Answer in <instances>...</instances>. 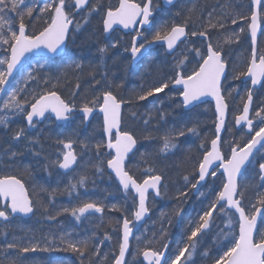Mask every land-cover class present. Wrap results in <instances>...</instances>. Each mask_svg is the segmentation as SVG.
Segmentation results:
<instances>
[{"label": "trees", "instance_id": "trees-1", "mask_svg": "<svg viewBox=\"0 0 264 264\" xmlns=\"http://www.w3.org/2000/svg\"><path fill=\"white\" fill-rule=\"evenodd\" d=\"M134 1L140 2L141 0ZM95 2L96 0H92L91 4ZM154 2L158 7L152 20L151 30L145 33L148 39H151L155 31L165 24L168 27H171L173 23L183 24L185 16L188 15L187 10L190 8L196 9V12L191 15V20L186 27L189 34L194 30H202V26L207 24L209 20V13H212L214 22L217 16L225 12H232V14L239 12L248 16L251 10L250 0H179L168 10L161 7L159 0H154ZM116 3L117 0H103L104 10L93 14L89 23L81 31L71 33L65 52L59 58L54 61L47 59L30 60L18 75L21 78L20 91L23 92L17 99H27L30 104L33 95L42 94L44 91H56L62 99L69 104H74L75 109H79L84 103L100 95L103 91L111 90L118 98L134 101L132 104H123L122 129L132 132L138 141L137 149L127 161L126 167L138 182L144 179L143 170L145 168L155 167L157 174L163 176V186L160 201L150 199V217L141 230L134 235L131 242V253L132 250L143 248L145 246L144 239L152 238L153 233L158 234L163 225L168 228L167 242L170 243V246L167 260L169 263L173 250L177 249L176 242L180 240L183 233L190 232L189 221L196 222L199 220V216L209 206L210 200L215 198V192L222 187V177L217 176L209 180L206 187L201 191L207 194V198L201 193L194 196L190 183H186L183 179L187 175L191 183L195 182L198 164L204 152L208 150L211 139L215 137V118L209 104L189 112L184 111L179 101V91L174 90L172 85L165 92L149 97L147 100H135L138 94H142L147 89L175 76L177 70L175 64L178 56L168 57L161 48H157L141 63L132 67L127 53L123 51L125 45H130L128 37L115 34L112 40L119 39L120 47L110 49L101 62L98 48L111 43V41L105 42L103 39L101 31L103 12L108 5L116 6ZM40 7L41 5H39ZM36 11L33 17L26 19L29 21L28 31L30 33L39 31L45 19V17L37 19L39 16ZM177 12L180 15H176ZM240 27L245 28L244 33H239ZM261 27V35L257 44L258 55L264 53V19L261 21ZM226 28L227 31L224 29L210 30V35L214 43L217 40L223 43L225 37L230 33L239 34L238 40L233 37V43H223L222 51V56L228 60L227 76L223 83L222 93L229 107V120L222 136L221 150L224 155H229L230 145L234 141L246 143L247 139L251 138L244 131H235L232 125V120L242 109L249 90L247 85L241 83V78L234 79L233 77L239 71L246 70L247 63L250 61L251 48L244 21L233 25L229 19L226 21ZM193 47L204 48V43L190 40L188 44L183 46L182 50ZM194 56V52L188 53L189 60L179 70L185 74H190L192 69L197 66L192 61ZM76 63H81L82 67L77 69ZM94 69L97 72L95 79H101L99 73L107 72V78L102 79L101 83L95 87H93V77L89 74ZM29 76L35 79H27ZM45 81L48 82L45 83ZM77 83L80 84L79 88L76 87ZM117 85L120 87H116ZM230 92L231 95L229 96ZM27 106L29 105L26 104L25 107L27 108ZM262 108H264V84L258 92L253 94L252 117ZM0 115L5 114L0 112ZM9 116L11 118L8 128L0 127V175L23 176L31 198L36 199L39 196L48 204L52 215L65 207L71 208L86 201L102 202L105 205V211L103 214L93 213L82 217L80 221L67 213L57 216L55 220H49L45 215L36 212L30 220H12L7 227L0 224V231L4 233V235H0V264H10L11 261H18V264H81V261L83 264H113L119 244L120 228L116 222L119 220L122 224L123 216L121 212L110 209L112 205H116L126 210V214L133 218L131 217L133 203L132 196L121 193L112 178H109L105 165L107 158L110 157H105L103 173H97L92 167L97 161L95 154L93 156L86 155L87 163L81 164L79 162L76 170L69 175H61L56 170L57 165L50 163L60 159V150H62L63 145H58L57 140L87 143L93 138L96 141H104L100 119L95 117L86 128L82 119L78 117L65 127H57L53 122H50L48 129L42 130L40 127L41 129H38L31 136L32 140H39V144L28 146L21 141L10 140L16 130L25 127L23 115L10 114ZM257 118L260 120L259 117ZM145 121L148 123L145 124ZM93 126L97 128V135L90 136ZM182 126L185 128L195 126L198 135L189 133L180 137L176 148L171 149L168 153L159 154L158 149L163 143L160 137L173 129L179 130ZM259 126L258 123L254 122L256 130ZM149 136L152 139H145ZM242 136L244 137L243 140H241ZM202 141L204 142L203 148L201 147ZM9 148L23 154L18 155L13 161H8L7 157L3 156V151ZM29 148L40 151L41 156H33L32 152L28 150ZM104 151L106 150L104 149ZM142 154H151L147 155V163L142 159ZM260 162L261 157L258 154L255 165L251 166L243 176L246 178L250 174V179L256 180L251 186L253 188H248L246 191L244 198L246 208L256 204L257 194L264 192V183L259 180L258 174ZM46 163L49 164L47 172L44 170ZM74 175L75 177H73ZM81 175L86 176L85 186H78L75 191L69 194L66 189L70 183H76ZM243 183L244 181H240L241 186H244ZM41 188L47 191L41 192ZM53 190H55V195L50 196L49 194ZM182 192H186L187 196L178 199L179 193ZM178 208L181 209L180 215L175 216L174 212ZM161 213L165 214L163 219ZM167 217H172L171 225L168 224ZM223 227V223H220L218 227L214 225L213 229L208 231L207 235L201 239L194 251L192 260L188 264H213V260L222 254L221 245L223 244V241L214 244L213 238ZM105 232L112 236V239L100 243ZM61 237L73 241L91 237L90 244L93 247L89 253L79 259L76 254L66 251H36L24 254H19L16 250L4 251L6 244L13 240L22 246L39 244L40 247H46L45 241L47 240L52 242L54 248H60L62 247L60 244ZM138 237L140 240L137 239ZM97 244H99V253L93 256L92 253L96 251L94 246ZM151 246L160 247L158 243ZM205 250L209 251L208 256L203 255ZM131 253L128 258L129 262L131 261ZM137 261L139 262V257H137ZM139 264L141 263L139 262Z\"/></svg>", "mask_w": 264, "mask_h": 264}, {"label": "snow or ice", "instance_id": "snow-or-ice-1", "mask_svg": "<svg viewBox=\"0 0 264 264\" xmlns=\"http://www.w3.org/2000/svg\"><path fill=\"white\" fill-rule=\"evenodd\" d=\"M166 5H173L174 0H164ZM91 0H46L42 7L39 8L40 16L37 19L46 17L43 20V26L39 31H28V23L26 17H33L36 11V4L33 0H0V49L3 55L0 56V91L5 90V85L8 84L9 78L13 75L14 70L21 64L22 59L29 53L38 49H46L53 57L58 54H63L62 49L66 48L70 31L79 32L89 23L90 17L104 10L103 0H96L91 4ZM251 10L250 15L245 16L236 12H225L217 16L215 21L212 20V13H209L207 24L202 26V30L192 31L191 36L202 38L201 43H206V52L202 48L193 47L188 51L194 52L195 56L192 61L196 63L190 74H185L180 71L182 65L189 60L188 55L182 54L175 64L176 73L174 77H170L153 86L142 94H138L135 100L144 101L156 94L165 92L170 88V85L182 86V91L179 95L182 97L183 106L188 107L196 101H200L203 97H212L215 100L216 122H215V138L211 139V149L203 154V159L198 164V179L194 183L189 181V177L185 175L183 179L186 183H190L192 189H197L201 182L206 181L207 176L216 177L217 171L214 170V162H219V168L223 169V175L226 179L222 182V188L215 192V198L210 200L209 206L199 216L196 222L189 221L190 232H185L181 235L177 243V252L170 264H188L192 260L194 251L197 249L201 239L207 235L212 228L217 215L220 216L224 223V227L216 234L215 243H220L222 254L213 260V264H264V192L257 194L256 204L246 208L244 198L249 186H241L239 177L243 170L249 165L254 166L256 163L257 153H262L264 157V108L258 110L255 115L260 118V126L255 129L253 119L250 118V104L253 100L252 89L248 90L247 100L243 103V111L235 116V124L243 127L247 126V133L250 134V139L246 143L234 141L231 145L230 155H222L219 144L221 142V130L225 127V114L227 104L225 97L221 95L222 78L226 77L228 70V60L222 56L223 43H233V37L238 40L239 34L232 32L225 37L223 43L217 40L215 43L210 35V30H219L226 28V21L231 20V24L237 25L240 21H244L247 30L250 31L252 40L251 59L247 63L246 70L239 71L233 78L240 79L247 77L251 79L253 86L260 83V78L264 77V53L258 55L257 49V31L260 27L262 19H264V0H250ZM158 5L154 0H119L118 6L108 5L102 16L103 33L106 34V39L111 41L110 44L100 46L98 52L101 62L104 56L110 49L120 47V41L112 40L111 32L115 30L114 26H122L124 29L132 28L133 25H139L138 28H133L135 35H132L130 46L125 45L123 51L130 53L129 63L138 60L142 57L148 48L154 43L163 42L166 44L170 52L175 51L177 41L181 37H187L186 27L191 20V15L196 12V9H188V15L185 16L183 24L173 23L171 27L167 24L158 28L148 39L144 34V26L152 23V18ZM230 7V6H229ZM15 13L19 17L18 30L13 28L11 21L5 18V12ZM87 10V11H85ZM234 11V10H233ZM176 15H180L179 12ZM77 16L80 18L77 19ZM70 26H73L70 29ZM245 28L240 27L239 33H244ZM143 41V42H141ZM75 67L80 69L81 63H76ZM127 67V66H126ZM93 77V87L99 85L102 79L107 78V72L99 73L101 79H95L97 72L94 69L89 73ZM27 79H35L27 77ZM48 81H45L47 83ZM77 88L80 84L77 83ZM111 87V86H109ZM116 87H120L117 85ZM20 89L14 88L8 93L7 99L0 105V111L5 115H0V127L8 128L10 116L7 114L17 115L22 114L23 119L27 122L26 127H21L16 130L10 137L11 141L19 142L27 140L26 132L30 128L36 126L38 118H45L46 113L54 114L57 121H67L75 111V105L69 104L56 91H44L42 94L33 95L32 102L29 104L27 99H17ZM231 92L229 93V96ZM132 99L123 100L111 90H105L100 95L95 96L92 100L83 104L79 111L83 113V119L88 120L89 115L98 107L100 113L103 114V133L107 137L104 141H97L94 144L96 163L92 165L97 173L104 172L105 157L106 167L110 170L109 178L114 174L119 186L123 189L126 196L135 193L132 196L133 211L130 218L126 214V210L111 206V211L121 212L123 216L122 224L118 220L116 223L122 232L118 244V255L115 256L113 264H129L126 259V253L130 249V237L133 235V230L138 222H141L146 214L150 211L148 206L149 190H152L157 197L161 196L162 174H157L155 167L149 166L143 170L144 179L142 182L130 174L126 167V159L133 152L138 141L134 134L130 131L122 129V105L132 104ZM29 107L26 108L25 105ZM135 115V113H132ZM148 121H145L147 124ZM198 135L196 127H181L179 130H171L160 137L163 143L159 147L158 153H168L171 149L177 147V142L180 137L187 134ZM152 139V137H145ZM244 137H241L243 140ZM58 145H63L60 150V155L63 159L51 161L52 165H58L60 169H70L77 162V154L73 150L74 141L57 140ZM29 145L39 144V140H28ZM82 147L91 151L93 145L82 142ZM201 147H204V142H201ZM109 151H104V149ZM33 156H41V152L29 148ZM10 148L3 151V156L7 157L8 161H13L18 155ZM147 155L142 154V159L147 163ZM259 180L264 182V162L259 163ZM49 164L44 165V170L47 172ZM51 174V173H49ZM86 176L81 175L76 183H70L66 189L69 194L75 191L77 187L85 186ZM41 192H46L44 188ZM55 195V190L49 194ZM207 198V194L201 193ZM187 196L186 192L179 193L178 199ZM258 205V206H257ZM105 205L98 201H86L71 208H63L56 212L55 215L50 214L48 204L37 196L32 199L26 187L23 176L14 174L0 175V221L4 222L7 227L8 223L17 215L29 216L40 212L49 220H55L57 216L67 213L80 221L82 217H86L93 213L103 214ZM181 209L174 212L175 216L180 215ZM164 213H161V218H164ZM103 219V216H101ZM168 224H172V217H167ZM111 224V221H109ZM194 225V226H193ZM0 235H4L0 231ZM186 236V240H185ZM92 238L73 241L61 237L60 244L62 247L54 248L51 241H45L46 247H40L39 244H29L22 246L20 243L13 240L8 242L4 247V251L16 250L19 254L34 253L36 251H66L77 255V258L84 257L92 249L90 240ZM107 232H105L103 240H111ZM140 240V238H137ZM168 239V228L161 226L159 233H153L152 238H145L143 248H137L133 253V264H139L137 257L142 256L143 261L147 264H168L166 253L170 243ZM154 243H158L160 247H152ZM180 245H183L182 247ZM96 251L93 256L99 253V244L94 246ZM226 249V250H224ZM208 250L203 252L204 256H208ZM183 258V259H182ZM10 264H18V261H11ZM83 264V261H81Z\"/></svg>", "mask_w": 264, "mask_h": 264}, {"label": "water", "instance_id": "water-1", "mask_svg": "<svg viewBox=\"0 0 264 264\" xmlns=\"http://www.w3.org/2000/svg\"><path fill=\"white\" fill-rule=\"evenodd\" d=\"M177 1H178V0H174L173 5H174ZM160 2H161V5H162L164 8H166V9H169V8H171V7L173 6V5H166V4L164 3V0H160ZM118 4H119V0H118ZM250 5H251V4H250ZM150 25H151V24H150ZM150 25H148V26H144V30L149 29ZM114 27H115V30H114V31L117 30V31L122 32L123 34H129V33H133V32H134V31H133V28H137V27H140V26H139V25H133L132 28H129V29H124L122 26H114ZM70 29H71V26H70ZM114 31H112L111 34H112ZM111 34H110V35H111ZM260 34H261V25H260V27L258 28V31H257V41H258V38H259ZM104 36L106 37V34H104ZM248 37H249V40H250L251 54H252V40H251V34H250V31H248ZM186 39H187V37H181V40H180V41H177V46L175 47V51H176L177 47L179 46V44L183 43ZM199 39L201 40L202 38H199ZM205 42H206V41H205ZM206 43H207V42H206ZM155 47H163L167 55H173L174 52H175V51H174V52H170V51L167 49V46H166L165 43H163V42H157V43H154L150 48H148L147 51L145 52V54H144L142 57H140L138 60L132 62V65H136L137 63H139V62H140V61H141V60H142V59L148 54V52H149L150 50L154 49ZM63 52H64V49H62V53H63ZM60 55H62V54H58L57 56L53 57L50 53L47 52L46 49H43V48L38 49V50H35V51H33L32 53L27 54V55L22 59L21 64L18 65V67L14 70L13 75L9 78V82H8V84L5 85V90H4V91H0V104H1V101H2V99H3V96L5 95V93H6L7 89H8V87L10 86V84L12 83V81L14 80V78L16 77V75L18 74V72L20 71V69H21V68L24 66V64L27 62V60H29V59L32 58V57H35V58H48V59H55V58L59 57ZM129 56H130V53H129ZM225 78H226V77H223V78H222V84H223ZM242 82H243V83H249L250 89H252V94H253L254 91H258V90L261 89V87H262V85H263V82H264V77H261V78H260V83H258V84L255 85V86H253V85L251 84V79H250V78H247V77H243V78H242ZM173 88H174V89H177V90H179V91H182V86L177 87V86H174V85H173ZM221 95H222V92H221ZM246 100H247V99H246ZM180 102H181V104H182V106H183V103H182V97H181V96H180ZM206 103H210V104L212 105V107H213V114H214L215 119H216L215 100H214L212 97H203V98H201L200 101H196V102H194L192 105H190V106H188V107L183 106V109H184L185 111H190V110L194 109L195 107H198V106L204 105V104H206ZM251 108H252V103L250 104V112H249V116H250V114H251ZM122 109H123V105H122ZM242 111H243V108H242L240 114L242 113ZM76 112H77V111L75 110L73 114H75ZM73 114H72V115H73ZM78 115H79L81 118H83V113H81L79 110H78ZM96 115L100 116V118H101V121H102V131H103V114L99 112L98 108L94 109V111L89 115V118H88L87 121H85V120L83 119V120H84V124H85V126H86V125L90 122V120H91L94 116H96ZM47 116H49L51 119H53V120L55 121V123H56L57 125H59V126H65V125L70 121V119H71V116H70L69 120H67V121H57V120L55 119L54 114L46 113V116H45V117H47ZM44 119H45V118H38V119L36 120V123H39V124H40V123L43 122ZM227 119H228V107H227V109H226V114H225V125H226ZM24 121H25V120H24ZM25 123H27V122L25 121ZM233 126H234L235 130H237V131H239V130L245 128V131H246V133H247V126H246V125H244L243 127H241V126H237V125L235 124V119H234ZM224 128H225V127H224ZM224 128H222L221 133H220L221 138H222V135H223V133H224ZM103 136H104V138H105V141H107V137L105 136L104 133H103ZM219 147H220V144H219ZM210 149H211V143H210V145H209V149H208V150H210ZM135 150H136V147L133 149V152L129 154V157H131V156L134 154ZM106 151H109V150L106 149ZM230 153H231V152H230ZM221 154H222V152H221ZM222 155H223V154H222ZM229 155H230V154H229ZM129 157H128V158H129ZM128 158L126 159V162H127ZM62 159H63V157H62ZM202 159H203V158H202ZM77 162H78V158H77ZM77 162H76L75 164H73L72 167H71L70 169H67V170H65V169H60V168L58 167V171L61 172L62 174H65V175H66V174H69L70 172H72V171L75 169V167H76V165H77ZM249 166H250V165H249ZM249 166H248V167H249ZM248 167L246 168V170L248 169ZM213 168H214V170L218 169L217 174H221L222 177H223V181H224V180L226 179V177H224V175H223V169L219 168V162H214ZM246 170H243L242 175L245 173ZM106 171H107V173H110V170L107 169V167H106ZM242 175L239 177V180L241 179ZM209 177H210V175L206 177V181L201 182V184L198 186V190H197V189H194V191H193V194H194V195L198 194V192L201 190V188L204 187V186L206 185V183H207ZM112 178H113V180L115 181V183L117 184V186L120 188V190L124 193L123 189L119 186L118 181L115 179L114 174H112ZM197 179H198V171H197ZM131 194H132L133 196L135 195V193H131ZM150 195H152L153 198H154L155 200H159V197H157V196L155 195V193H154L152 190H149V196H150ZM149 196H148V197H149ZM147 203H148V202H147ZM32 216H33V214H30L29 216H21V215L17 214L13 219H23V220H28V219L32 218ZM149 216H150V213L148 212V213L146 214L145 218H144L141 222H138V223L136 224V226H135V228H134V230H133V235H134V233H136V232H137V231H138V230H139V229H140V228L146 223V221L148 220ZM0 222L4 223L3 221H0ZM121 235H122V232H121V230H120V236H121ZM133 235L130 237V243H131V240H132V238H133ZM118 251H119V249H118ZM129 251H130V249H129ZM128 254H129V252L126 253V259H127V257H128ZM117 255H118V253H117ZM166 255H167V253H166ZM140 260H141L142 264H147L146 261H143V257H142V256H140Z\"/></svg>", "mask_w": 264, "mask_h": 264}, {"label": "rangeland", "instance_id": "rangeland-1", "mask_svg": "<svg viewBox=\"0 0 264 264\" xmlns=\"http://www.w3.org/2000/svg\"><path fill=\"white\" fill-rule=\"evenodd\" d=\"M36 1V9H37V11H36V14L38 15V16H40V13H39V10H38V8H39V5H41V7L43 6V2H41V0H33V2H35ZM39 4V5H38ZM5 18L7 19V20H10L11 21V24H12V26H13V28H15L16 29V27H17V25L19 24V17L15 14V13H10V12H7V10H6V12H5ZM46 18V17H45ZM27 20L28 19H30V18H26ZM72 33H75V31H72ZM195 46H196V44H195ZM190 49V48H189ZM189 49H185V50H183V51H178L177 53H176V55L178 56V59L179 58H181V55L184 53V52H186V55H188V53H190V51H188ZM3 55V52H2V49H0V56H2ZM20 82H21V78H20V76H18L16 79H15V81L13 82V84L11 85V87H10V89L7 91V93H6V95H5V97L3 98V101H2V103H1V105L3 104V102H4V100L5 99H7V96H8V93H10L14 88H18V89H20ZM22 90L21 91H19V93H18V96H17V98L20 96V93L22 94ZM29 106H27V108H28ZM1 113H4V112H2V111H0ZM5 114V113H4ZM239 114V113H238ZM7 115H10V113L9 114H7ZM18 115V114H17ZM76 118V116H74L73 118H72V121H74V119ZM252 119H253V121L255 122V123H258V125H260V120H258V118L257 117H255V115H254V117H252ZM49 125H50V122H45L44 123V125H42V126H35L34 128H30V129H28L27 130V132H26V136H27V140H21V143H24V144H26V145H28V146H32V145H29L28 144V140H32V135L38 130V129H41L42 128V130H44V129H48V127H49ZM41 127V128H40ZM90 133H91V135L90 136H92V135H97V128H96V126H93L92 128H91V131H90ZM15 142V141H14ZM97 141L96 140H93V138H91L90 140H89V142H87L86 144H90V145H93V147H92V149H91V151H89L87 148H84V147H82V143H80L79 141H76L75 143H74V145H73V150L75 151V153L77 154V156L79 157V160H80V162H81V164H86L87 163V157H86V155H91V156H93L94 154H95V148H94V144L96 143ZM62 157V155H60V158ZM260 157H261V162H264V157H262V153H260ZM250 174L246 177V178H243L241 181L243 182L244 181V183H243V185L244 186H249V189H252L253 187H251L252 186V184L253 183H255V181H253L252 179H250ZM73 177H75V175L73 176ZM246 180V181H245ZM262 183H264V182H262ZM220 223H223V221L221 220V218H220V216L219 215H217V218H216V220H215V222H214V224L212 225V228L211 229H213V227H214V225H217V227H218V225L220 224ZM223 225H224V223H223ZM134 252H136V250H132V253H131V257H130V259H131V261L129 262V264H133V253ZM176 252H177V249H174L173 250V254L171 255V258H170V261H169V263L168 264H170V262H171V259L172 258H174V255L176 254ZM183 259V258H182Z\"/></svg>", "mask_w": 264, "mask_h": 264}, {"label": "flooded vegetation", "instance_id": "flooded-vegetation-1", "mask_svg": "<svg viewBox=\"0 0 264 264\" xmlns=\"http://www.w3.org/2000/svg\"><path fill=\"white\" fill-rule=\"evenodd\" d=\"M92 1V0H91ZM41 2H43V3H45L46 2V0H41ZM117 2H118V0H117ZM134 2H136V1H134ZM141 2V1H140ZM139 3V2H138ZM89 6H90V4H89ZM116 6H118V4H116ZM85 11H87V10H85ZM80 17L79 16H77V19H79ZM46 19V18H45ZM138 28V27H137ZM151 28H152V23H151V25H150V27H149V29H146V30H144V34L147 32V31H150L151 30ZM103 26H102V24H101V31H102V35H103V39H104V41L105 42H110L108 39H106V37L104 36V33H103ZM115 34H119V35H122V36H124V37H128V39H129V42H131V37H132V35H135V32H133V33H129V34H123L122 32H120V31H114L112 34H111V37H113ZM114 41V40H113ZM141 42H143V41H141ZM130 46V45H129ZM150 52H152V51H149L148 53H150ZM129 55V53H127V56ZM148 55V54H147ZM147 55L141 60V61H143L146 57H147ZM130 59V58H129ZM55 60V59H54ZM53 60V61H54ZM262 88V87H261ZM54 122V120L53 119H50V118H45L44 120H43V122L41 123L42 125H44V123L46 122ZM40 124H36V126H39ZM217 176H221V175H218L217 174ZM216 176V177H217ZM216 177H213V179L214 178H216ZM222 177V176H221Z\"/></svg>", "mask_w": 264, "mask_h": 264}, {"label": "bare ground", "instance_id": "bare-ground-1", "mask_svg": "<svg viewBox=\"0 0 264 264\" xmlns=\"http://www.w3.org/2000/svg\"><path fill=\"white\" fill-rule=\"evenodd\" d=\"M181 51H183V50H181ZM151 53V52H150ZM150 53H148V55L147 56H149L150 55Z\"/></svg>", "mask_w": 264, "mask_h": 264}]
</instances>
